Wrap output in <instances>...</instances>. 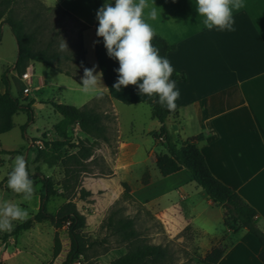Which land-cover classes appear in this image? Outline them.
Returning a JSON list of instances; mask_svg holds the SVG:
<instances>
[{"label":"crops","instance_id":"obj_1","mask_svg":"<svg viewBox=\"0 0 264 264\" xmlns=\"http://www.w3.org/2000/svg\"><path fill=\"white\" fill-rule=\"evenodd\" d=\"M53 1L84 26L81 31L82 60L87 63L80 64L75 72L65 73L66 80L62 85L58 84L61 88L77 92L74 102L64 101L63 93L56 102L83 107L103 95L109 103L105 114L112 108L117 111L118 105L131 110L138 105L148 106V109L144 107L140 111L143 125L138 127L135 125L136 114L131 112L133 123L125 141L118 125L111 144L101 143L93 150L88 159L94 161L93 175L97 177L90 179L91 183L86 186L88 191L93 193L96 188H109L126 182L133 198L161 223L162 234L167 239L191 228L202 233L199 244L207 253L226 237L232 244L217 264H263L259 254L264 247L259 240L246 229L233 233L224 224L223 208L197 185L186 168L165 176L169 179L166 186L149 199L139 198L131 182L134 169L137 167L140 172L137 183L150 187L154 183L153 177L160 172L155 162L156 155L166 153L167 147L161 137L153 135L162 124L151 115V107L146 101L151 97L141 96L136 85L122 87L120 91L113 88L118 78L115 69L119 68V62L107 55L103 38L96 35L99 23L96 12L105 3L114 6L115 0ZM244 2L245 7L234 13L235 31L204 28L198 18L195 0H149V5L155 6L159 13L158 19L149 23L173 46L166 58L175 69L174 73H180V78H172L176 81L180 97L176 101L177 114L167 120L170 133L181 140L202 134L203 139L198 146L214 176L254 207L259 224L264 226V0ZM32 62L28 65L34 66ZM93 66L94 74L102 73V85L99 92L85 93L80 85L84 68ZM11 76L9 74V78ZM14 76L18 78L19 75ZM19 79L24 81L21 75ZM45 86V77L40 75L34 88L41 91ZM5 90L6 86L0 79V92ZM50 100L51 97H38L33 104L43 106ZM59 115L52 128L42 135L57 137L55 126L63 118ZM77 135L80 140H88L90 145L94 143L81 128ZM146 170H150L149 184L142 183ZM1 183L6 186L5 180ZM31 203L40 208V194H34ZM0 262L28 264L3 258Z\"/></svg>","mask_w":264,"mask_h":264},{"label":"rangeland","instance_id":"obj_2","mask_svg":"<svg viewBox=\"0 0 264 264\" xmlns=\"http://www.w3.org/2000/svg\"><path fill=\"white\" fill-rule=\"evenodd\" d=\"M13 7L18 16L26 14L31 26L38 28L35 30H38V38L42 47L52 43L49 48L60 52L62 57L58 60V68L67 72L78 70L79 61L83 58L81 42L83 25L80 21L56 5L53 0H16ZM0 36V79L5 72L8 76L9 74L12 75L10 78L12 81L11 91L15 96H20L24 103L38 100V97H51V100L46 101L43 106L32 105L33 116L31 121H29V116L25 111H20L14 117V127L10 131L0 134V199L20 203L21 207L28 210V218L38 213L39 208H35L33 203L21 202V197L7 188V174L11 170L12 161L17 155H23L27 162L29 176L33 180L34 194L39 195L42 188V183L37 174L38 170L47 176H53L57 182L59 195L50 198L47 205L49 212L56 213L64 203L73 200L80 212L86 217V226L83 232L88 243L84 253L78 257L82 262L81 264H109L127 252L126 245L119 242L115 236H109V232L103 227L104 220L114 207L120 208L123 214L134 219L136 229L148 242L168 245L171 264H202V259L206 255L205 250L199 244L201 237H203L202 233L186 228L176 237L167 239L162 234L161 223L144 205L138 203L134 198L124 197L123 182L109 188H96L93 193L88 191L86 186L91 183L90 179L97 177L93 175L94 161L85 159L81 165L75 163L73 168L80 170H78V177L76 181L71 178L69 182L71 188L65 189L66 175L60 161L62 156H67L76 151L77 148L71 147L70 144L55 145L57 137L47 138L46 133L43 135L42 133L51 129L60 116L50 102L58 101L63 93L64 101L73 103L77 92L58 86L66 80L65 72L50 67L46 63L34 61L32 63L35 67V75L31 81L32 89L26 96L22 89L27 82L18 81L22 73L14 68L18 55L17 41L11 27L5 22H0ZM63 41L67 44V49L61 50L60 46ZM14 75L19 76L17 78ZM40 75L45 77L46 86L41 91H37L34 87L37 85ZM49 82L54 83L49 84ZM97 102L98 105L95 108L100 114L104 130L101 134L89 135L94 141L93 150L101 143L111 144L118 129V126L113 124L115 119L110 114L104 113V110L109 106L106 98L100 96ZM144 107L148 109L146 105H138L132 110L122 105L117 106L123 141L126 139L131 123H133L131 112L136 114L135 125L138 127L143 123L140 118V111ZM75 125L82 129L81 123L75 122L69 127L68 136L71 138L72 144H79L80 137H75L74 134ZM37 141L43 143L42 147ZM39 150H46V152L36 158ZM60 154L61 158H59ZM139 173V169L136 167L131 182L137 191V195L142 199L146 197L149 199L159 189L164 188L169 180L168 177L162 176L159 172L157 176L153 177L154 183L150 187H142L137 183ZM4 180L6 182L5 187L1 183ZM141 189H143L142 192ZM82 190L90 194L86 195ZM80 196L83 197L81 200H79ZM20 223L14 222V228ZM11 232H0V259L23 261L28 264H61L67 257L70 248L67 225L57 229L50 221L40 223L33 221L30 229L21 230L15 235L8 236ZM56 236L60 239V246L57 249ZM0 264L2 263L0 262Z\"/></svg>","mask_w":264,"mask_h":264},{"label":"trees","instance_id":"obj_3","mask_svg":"<svg viewBox=\"0 0 264 264\" xmlns=\"http://www.w3.org/2000/svg\"><path fill=\"white\" fill-rule=\"evenodd\" d=\"M15 1L0 0V22H5L11 27L18 45L17 60L14 64L15 70L23 73L31 61H38L63 71L57 67L58 60L62 57L60 52L49 48L52 43H48L46 47L40 45L38 30H35L38 28L31 26L26 14L17 15L16 9L13 7ZM64 11L67 12L66 10ZM152 43L160 49L161 56L167 57V53L173 48L158 34ZM82 53H84L83 45ZM79 63L87 64L84 60H80ZM63 72L69 74L67 71ZM172 78L178 79L180 75L176 76V73H173ZM1 79L6 86V90L4 93L0 92V134L8 132L14 127V117L20 111H25L28 114L29 121H31L33 116V101L24 103L20 96H15L12 93L11 80L7 72L3 73ZM98 97L83 107L59 104L54 101L50 102L63 117L55 126L57 134L55 145L65 146L70 144L71 147L77 148L76 151L71 152L67 156H62L60 161L63 172L66 175L64 187L67 190L71 188L69 183L71 178L76 181L78 177L79 169L75 170L73 165L75 163L81 165L93 153V145H87L89 143L88 140H81L79 144H72L71 138L68 136V129L75 122H80L83 131L89 135L103 133L101 117L95 108L98 105ZM157 99L156 97H151L146 101L151 107L152 117L159 120L162 124L160 130L153 132V135L156 138L163 137L167 147L166 153L156 155L155 162L160 174L165 177L183 168L188 169L197 185L202 187L206 194L223 208L224 224L233 233L246 229L264 247V226H261L258 222L257 210L245 202L239 193L214 176L198 146V143L203 139V135L199 134L181 140L171 134L167 127V120L170 116L177 114L178 108L176 107L174 111H168L157 103ZM45 152L46 150H39L36 158H39L42 154L44 155ZM59 158H61V154ZM37 174L42 183L39 211L34 215V219L30 217L21 222L8 236L15 235L21 230L30 229L33 221L37 223L50 221L57 229L67 225L70 248L66 259L61 264H74L75 260L84 253L88 243V239L83 232L86 226V217L80 212L73 200L64 203L56 213L49 212L47 209L48 202L51 197L59 195V188L53 176H47L40 173L39 170ZM150 181V172L146 170L142 177V183L149 184ZM123 186L125 189L124 197L133 198L129 184L124 182ZM82 191L86 195L90 194L85 192V190ZM82 198L80 196V199ZM103 227L109 232V236H115L119 242L124 243L127 247L125 254L112 260L109 264H171L168 245L148 242L136 229L134 219L123 214L120 208L114 207L111 210L104 220ZM231 244L232 241L228 242L226 237H224L206 253L202 259V264H217ZM59 246L60 239L56 236V249ZM259 258L264 264V248L260 252Z\"/></svg>","mask_w":264,"mask_h":264},{"label":"clouds","instance_id":"obj_4","mask_svg":"<svg viewBox=\"0 0 264 264\" xmlns=\"http://www.w3.org/2000/svg\"><path fill=\"white\" fill-rule=\"evenodd\" d=\"M195 6L200 23L207 30L235 31L234 13L243 9L245 2L195 0ZM158 17L156 7L150 6L149 0H115L114 6L105 3L97 10L96 35L103 38L107 55L119 62V68L115 69L118 78L114 89L120 91L122 87L136 85L141 96L156 97L162 108L174 111L180 97L176 81L172 79L175 69L152 43L157 33L149 21ZM60 47L61 50L67 49V44L63 41ZM94 73L95 66L84 68L81 91L99 92L102 73ZM179 75L176 72V76ZM7 188L20 196L23 203H30L33 199L35 188L23 155H17L12 161ZM28 216V210L20 203L0 199V232L12 231L14 222H24Z\"/></svg>","mask_w":264,"mask_h":264},{"label":"built area","instance_id":"obj_5","mask_svg":"<svg viewBox=\"0 0 264 264\" xmlns=\"http://www.w3.org/2000/svg\"><path fill=\"white\" fill-rule=\"evenodd\" d=\"M34 74H35V69H34V66L33 65H28L26 68H25V70H24V72L21 74V78L24 80V81H26L27 82V84L23 87V89H22V92L27 96L29 93H30V91H31V89H32V87H31V81H32V78H33V76H34ZM107 114H110V115H112L113 116V118L115 119L114 121H115V125L116 126H118L119 125V119H118V114H117V111H116V109L115 108H112L110 111H108L107 113H106V115ZM74 131H75V137L76 136H78L77 134H78V132L80 131V127L78 126V125H75V127H74ZM80 139V138H79ZM161 139L162 140H164V138L163 137H161ZM38 143H39V145H40V147H42L41 145H43V143L41 142V141H37ZM82 262L80 261V259L79 258H77L76 260H75V262H74V264H81Z\"/></svg>","mask_w":264,"mask_h":264},{"label":"water","instance_id":"obj_6","mask_svg":"<svg viewBox=\"0 0 264 264\" xmlns=\"http://www.w3.org/2000/svg\"><path fill=\"white\" fill-rule=\"evenodd\" d=\"M34 218V217H33Z\"/></svg>","mask_w":264,"mask_h":264}]
</instances>
